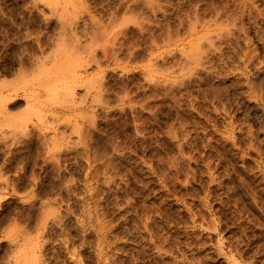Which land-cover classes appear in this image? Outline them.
Listing matches in <instances>:
<instances>
[{"label":"rangeland","instance_id":"rangeland-1","mask_svg":"<svg viewBox=\"0 0 264 264\" xmlns=\"http://www.w3.org/2000/svg\"><path fill=\"white\" fill-rule=\"evenodd\" d=\"M227 14L239 18L236 27ZM218 16L225 22L218 21L219 28ZM226 24H234L231 33ZM89 25L97 27L92 48L99 64L84 66L85 74L98 76L109 105L94 104L92 116L84 102L85 111L80 105L72 109L62 96L65 79L48 78L64 89L53 98H38L44 104L39 100L41 114L30 133L18 136L10 153L0 152V264L10 260L13 241L21 236L30 247L41 240L36 264H264V0H0V99L12 102L29 88L37 93L45 83L24 76L33 60L54 52L51 40L56 42L63 28L84 32ZM220 28L225 34L214 41L219 49L209 48V31L217 34ZM105 36L113 38L107 56L102 54ZM195 40L202 43L196 50L198 57L204 52L200 60L188 52ZM85 41L79 60L88 53L91 42ZM83 89L75 87V101L92 95ZM72 123L79 126L80 139ZM55 129L62 131L63 145L45 152L42 140ZM42 212L48 217L40 231ZM97 244L104 247L106 262L98 260ZM70 249L79 258L72 260Z\"/></svg>","mask_w":264,"mask_h":264},{"label":"bare ground","instance_id":"bare-ground-1","mask_svg":"<svg viewBox=\"0 0 264 264\" xmlns=\"http://www.w3.org/2000/svg\"><path fill=\"white\" fill-rule=\"evenodd\" d=\"M249 2V1H248ZM252 3V2H251ZM229 4V3H228ZM246 5V4H245ZM244 5V6H245ZM254 5V4H253ZM247 7V6H246ZM232 8V7H231ZM245 8V7H244ZM199 9V8H198ZM210 9V8H209ZM212 9V8H211ZM214 9V8H213ZM247 9H248V7H247ZM255 9V8H254ZM218 10V9H217ZM221 10V9H220ZM224 10V9H223ZM237 10V9H236ZM249 10V9H248ZM214 11V10H213ZM234 11V10H233ZM242 11V10H241ZM240 11V12H241ZM256 11V10H255ZM195 12H196V10H195ZM226 12V11H225ZM228 12V11H227ZM226 12V13H227ZM235 12V11H234ZM253 12V11H252ZM224 13V12H223ZM228 13H230V12H228ZM244 13V12H243ZM258 13V12H257ZM216 15L218 14V13H215ZM237 14V13H236ZM240 14H242V12L240 13ZM247 14H249V13H247ZM196 15V14H195ZM211 15V14H210ZM216 15L215 16H213V17H216ZM225 15V13L223 14V16ZM231 15H232V13H231ZM234 15H235V13H234ZM252 15V14H251ZM257 15V14H256ZM186 16V15H185ZM197 16V15H196ZM227 16H229V17H231V20L234 22V24H235V27H236V25L239 23H237L236 22V20H239V18H237V17H235V16H230L229 14H227ZM262 16V15H261ZM76 17V16H75ZM187 17V16H186ZM221 17V16H220ZM220 17L218 16L216 19V21H215V19H214V21L215 22H218V21H221L220 20ZM226 17V16H225ZM257 17V16H256ZM58 18L59 17H57V20H58ZM86 18V17H85ZM189 18V17H188ZM196 18V17H195ZM222 18H224V17H222ZM221 18V19H222ZM226 18H228V17H226ZM226 18H224L225 20H227ZM237 18V19H236ZM252 18H253V16H252ZM50 19V18H49ZM60 19H63L62 17L60 18ZM65 19V18H64ZM63 19V20H64ZM67 19V18H66ZM74 19V18H73ZM76 19V18H75ZM90 19V18H89ZM13 20V19H12ZM62 20V21H63ZM71 20V19H70ZM91 20V19H90ZM90 20H89V22H90ZM184 20V19H183ZM186 20V19H185ZM240 20H241V18H240ZM59 21H61V20H59ZM61 21V22H62ZM92 22H93V20H91ZM195 21V20H194ZM202 21V20H201ZM223 21V20H222ZM221 21V23H225L224 21L222 22ZM228 21V20H227ZM252 21V20H251ZM57 22V21H56ZM64 22V21H63ZM62 22V23H63ZM212 22V24L211 25H213L215 28L218 26V28L219 27H221V23L220 22H218V24L217 23H215V24H217V26H215V24H213L214 22L213 21H211ZM210 22V23H211ZM65 23V22H64ZM73 23V22H72ZM94 23V22H93ZM226 23H229V22H226ZM59 24H61V23H59ZM82 24H83V22H82ZM194 24V23H193ZM221 24V25H220ZM229 24H232V22L230 21V23ZM233 24V25H234ZM65 25H66V23H65ZM69 25V24H68ZM72 25V24H71ZM208 25H210V24H207V26ZM210 25V26H211ZM233 25H228V28H229V26H233ZM89 26H91V25H89ZM89 26H86V27H89ZM97 26V25H96ZM178 26V25H177ZM186 26V25H185ZM193 26V25H192ZM209 26V27H210ZM212 26V27H213ZM223 26V25H222ZM225 27H224V29L225 28H227V24L226 25H224ZM212 27H210V28H212ZM213 27V28H214ZM234 27V26H233ZM239 27V26H238ZM238 27H237V29H238ZM61 28V27H60ZM82 28V27H81ZM85 28V27H84ZM97 29V27H95V26H91L90 28H87V30L85 29V31H84V29L82 28V31H84V32H81V31H78L77 30V27H69V28H67V29H62V31H59V33L57 34V36L58 37H53V39L55 38L56 39V42H54V40H51L52 42L51 43H53L52 45L55 47V50H54V52H53V50H52V54H48V55H46L47 57H42V58H40V59H35V60H33V64L32 65H28L29 67H32V69L31 70H27V72L29 71V73H27V74H24V72H23V74H24V76L25 75H27V77L26 78H28V76L30 75V76H34V77H36V80H33L34 82L35 81H37L38 79L39 80H41L42 82H43V87L42 88H40L41 87V85H40V89H38L37 91H36V89L34 90V91H36L37 93H33V91L31 92V90H30V88L29 89H27V90H29L30 92H28L27 90H24L23 92H22V94H21V96L23 97V99H22V97H15L16 99H14V98H12V99H14V101H10L9 103H8V98L6 97V96H4L5 98L3 99L2 97V99H0V108H2V111H3V113H2V115L0 116V145H1V147H3V149L5 148L6 150H3V149H1L0 150V152H3V151H6L7 152V154L8 153H10L12 150L10 149V147H12V146H10V145H12L11 143H13L14 142V140L16 139V140H18V136H22V134L23 135H25V133L26 134H29L30 132H28L29 131V126L31 125L32 126V124H33V121H34V118H36V117H38V115L39 114H41V113H39V104H41L42 105V103L43 102H41V100H40V102L41 103H39V100H38V98H40V97H49V98H53V96H55L56 94V92L58 91L59 92V90H61L62 88H61V86L59 87V85L61 84V83H59L58 82V84H55V83H57V81L55 82V83H48V78H50V79H52L51 78V76H53V75H56V74H58V76L60 77V79L61 80H64L65 79V81H61L60 79V82H62V85H64V82H65V90H63L62 92H64V94L62 95L61 93L60 94H58V95H60L59 97H61V95L62 96H64V99H63V97H61L63 100H66L67 101V103L69 102L70 104H69V107L71 108L72 107V109L73 108H79V105L81 104V103H86V104H88V106L90 107V109H92V110H90V115L92 116L94 113V110H93V108H91L92 106H94V104H102V105H106V104H108V99H106L105 98V96L104 95H102V93L105 91H101L100 89H99V87H100V83H98V76L96 77L95 75L94 76H92V75H88V74H85L86 73V68H84V66H88V65H91V63H95L97 60V57H96V52L94 51V49L92 48L93 47V45H92V42H93V40H94V37L97 35L96 34V29ZM173 28V27H172ZM192 28V27H191ZM195 28V27H194ZM217 28V29H218ZM227 28V29H228ZM240 28V27H239ZM242 28V27H241ZM240 28V29H241ZM243 28H244V26H243ZM260 28V27H259ZM99 29V28H98ZM105 29V28H104ZM190 29V28H189ZM193 29V28H192ZM221 29V28H220ZM223 29V28H222ZM221 29V30H222ZM223 29V30H224ZM227 29H226V32H227ZM231 29H233L232 27H231ZM58 30V29H57ZM215 29H212V31H209L210 33L208 34V32L206 33V35L208 34V36L206 37L207 39H206V41H208L207 43H206V41H205V45H208V47L209 48H211L212 47V49H213V47H215L216 49H217V46H218V42L220 41V39H221V37L220 36H223V33H224V31L223 32H221V30H220V32L218 33L217 32V34H214L213 32H215L214 31ZM228 30H230V29H228ZM259 30V29H258ZM56 31V30H55ZM99 31V30H98ZM175 31V30H174ZM217 31H219V30H217ZM237 30H235V32H236ZM106 32V31H105ZM141 32H142V30H141ZM181 32V31H180ZM213 34H212V33ZM56 33V32H55ZM100 33V32H99ZM123 33V32H122ZM164 33V32H163ZM167 33V32H166ZM166 33H164V34H166ZM202 32H200L199 34H201ZM216 33V32H215ZM230 33H231V30H230ZM238 33V32H237ZM108 34H109V32H108ZM161 34V33H160ZM205 34V33H204ZM225 34V33H224ZM228 34H229V32H228ZM227 33H226V35H228ZM233 34H234V32H233ZM107 35V34H106ZM202 35V34H201ZM205 35V36H206ZM244 35V34H243ZM243 35H242V37H243ZM166 36V35H165ZM178 36H180V35H178ZM204 36V37H205ZM237 36V35H236ZM83 37L85 38V40L86 41H90L91 43L90 44H88V46H86V47H89L86 51L88 52V53H86V59H81V60H79L77 57H76V54L78 53V52H80L79 51V48L81 47L80 46V44H81V40L83 39ZM103 37V36H102ZM106 37V36H105ZM103 38V42L105 43V45H104V52H102V54H104V56H107L108 54H109V52H108V54H107V50H111L110 49V41L113 39H109V41H108V37H106V38ZM117 37V36H116ZM168 37V36H167ZM190 37V36H189ZM196 37H198L197 35H196ZM195 37V38H196ZM201 37V36H200ZM220 39H219V38ZM228 37V36H227ZM246 37V36H245ZM260 37V36H259ZM82 38V39H81ZM95 38H97V37H95ZM157 38H159V37H157ZM164 37H162V39H163ZM170 38V37H169ZM175 38V37H174ZM216 38V39H215ZM236 38V37H235ZM38 39V38H37ZM50 39H51V37H50ZM98 39V38H97ZM102 39V38H101ZM150 39V38H149ZM155 38H153V40H154ZM165 39V38H164ZM164 39H163V41H164ZM223 39H224V37H223ZM244 39V38H243ZM246 39V38H245ZM262 39H264V38H262ZM117 40V39H116ZM215 40H219V41H217V43H215L214 41ZM222 40V39H221ZM237 40V39H236ZM37 41V40H36ZM85 41V42H86ZM113 41V40H112ZM152 41V40H151ZM169 41V40H168ZM174 41V40H173ZM194 41V40H193ZM199 41H201V38L199 39ZM204 41V40H203ZM224 41H225V39H224ZM84 42V41H83ZM82 42V43H83ZM94 42H96V41H94ZM93 42V43H94ZM117 42H119V41H117ZM127 42V41H126ZM130 42V41H129ZM153 42V41H152ZM154 42H155V40H154ZM190 42V41H189ZM192 42V41H191ZM249 42V41H248ZM38 43V42H37ZM108 43H109V45H108ZM195 43H197L196 42V40H195ZM200 43V42H199ZM222 43V42H221ZM227 43V42H226ZM234 43V42H233ZM243 43H245V42H243ZM40 44V43H39ZM87 44H84L83 45V48H86L85 47V45H87ZM112 44V43H111ZM117 44V43H116ZM124 44V43H123ZM161 44V43H160ZM202 44V43H201ZM201 44H195V47L193 48V49H189V53H190V55L192 56H190L191 58H194V55H192V52H194V53H197V54H195V55H197V58H199L201 55H203L204 54V52H200L199 53V57H198V52H196V50L198 51L199 49H198V45H199V47H200V45ZM229 44V43H228ZM235 44V43H234ZM250 44V43H249ZM261 44V43H260ZM23 45V44H22ZM52 45H50V46H52ZM92 45V46H91ZM101 45H103V44H101ZM114 45V43L112 44V47H114L113 46ZM126 45V44H125ZM216 45V46H215ZM41 45H39V47H40ZM44 46V45H43ZM128 46V45H127ZM157 46V45H156ZM228 46V45H227ZM240 46V45H239ZM246 46V45H245ZM248 46V45H247ZM54 47H52L53 49H54ZM124 47V46H123ZM169 47H171V46H169ZM189 47V46H188ZM188 47L187 48H185V49H188ZM234 47V46H233ZM262 47H264V46H262ZM42 47H40V49H41ZM82 48V47H81ZM103 48V47H102ZM119 48V47H118ZM122 48V47H121ZM133 48V47H132ZM182 48H183V46H182ZM190 48V47H189ZM50 49V48H49ZM205 49H207L208 50V48L206 47ZM204 49V50H205ZM218 49H219V47H218ZM217 49V50H218ZM44 50V49H43ZM42 50V51H43ZM84 50V49H83ZM113 50V49H112ZM115 50V49H114ZM126 50V49H125ZM130 50V49H129ZM192 50V51H191ZM194 50V51H193ZM235 50V49H234ZM101 51H103V50H101ZM128 51V50H127ZM187 51V50H186ZM209 51V50H208ZM214 51H215V49H214ZM214 51H213V53H214ZM105 52H106V55H105ZM120 52V51H119ZM173 52V51H172ZM210 52V51H209ZM209 52H207V54L209 53ZM247 52V51H246ZM22 53V52H21ZM38 53V52H37ZM40 53H42L41 52V50H40ZM51 53V52H50ZM82 53V52H81ZM193 53V54H194ZM206 53V52H205ZM240 53V52H239ZM254 53V52H253ZM27 54V53H26ZM25 54V55H26ZM134 54V53H133ZM201 54V55H200ZM224 54V53H223ZM242 54H243V52H242ZM247 54V53H246ZM246 54L244 53V56H246ZM248 54H250V52L248 53ZM17 55V54H16ZM16 55H15V58H16ZM31 55V54H30ZM41 55H43V54H41ZM116 55V54H115ZM182 55V54H181ZM213 55V54H212ZM219 55V54H218ZM222 55V54H221ZM228 55V54H227ZM233 55V54H232ZM22 56V55H21ZM37 56V55H36ZM110 56V55H109ZM108 56V57H109ZM130 56V55H129ZM256 56V55H255ZM84 57V56H83ZM173 57V56H172ZM186 57V56H185ZM235 57V56H234ZM239 57V56H238ZM247 57V56H246ZM254 57V56H253ZM252 57V58H253ZM258 57V56H257ZM22 58V57H21ZM21 58H19V59H21ZM35 58H37V57H35ZM114 58V57H113ZM164 57H162V59H163ZM183 58V57H182ZM204 58V57H203ZM206 58V57H205ZM216 58V57H215ZM243 58V57H242ZM251 58V59H252ZM2 59V58H1ZM17 59V58H16ZM28 59V58H27ZM33 59H34V57H33ZM161 59V60H162ZM185 59V58H184ZM196 59V58H195ZM217 59V58H216ZM238 59V58H237ZM15 60V59H14ZM190 60V59H189ZM199 60H200V58H199ZM203 60V59H202ZM211 60V59H210ZM239 60H241V58L239 59ZM246 60V59H245ZM249 60V59H248ZM21 61V64L20 65H22L23 66V62H22V60H20ZM19 61V62H20ZM192 61V60H191ZM219 61V60H218ZM257 61V60H256ZM29 62V61H28ZM188 62V61H187ZM211 62V61H210ZM209 62V63H210ZM248 62V61H247ZM14 63V62H13ZM214 63V62H213ZM235 63V62H234ZM30 64V63H29ZM96 64H99V63H95V65ZM201 64V63H200ZM206 64V63H205ZM204 64V65H205ZM208 64V63H207ZM207 64H206V66H207ZM219 64V63H218ZM250 64H252V63H250ZM211 65V64H210ZM254 65V64H253ZM19 66V65H18ZM22 66H20V67H22ZM201 66H203V65H201ZM214 66V65H213ZM28 67V68H29ZM98 67V66H97ZM18 68V67H17ZM24 68V67H23ZM82 68V69H81ZM242 68V67H241ZM20 69V68H19ZM205 69V68H204ZM208 69V68H207ZM243 69V68H242ZM22 70L24 71V69H20V71H21V73H22ZM20 71H18V73L20 72ZM210 71V70H209ZM25 73H26V71H25ZM206 73V72H205ZM214 73H216V72H214ZM223 73V72H222ZM226 73V72H225ZM229 73V72H228ZM210 74V73H209ZM19 75V74H18ZM221 75V74H220ZM248 75V74H247ZM24 76H21V78L22 79H25V77ZM29 76V77H30ZM58 76H55V80H57V78L56 77H58ZM58 77V78H59ZM220 77V76H219ZM20 78V79H21ZM32 78V77H31ZM2 80V79H1ZM37 81V82H40V81ZM54 80V79H53ZM58 80V81H59ZM4 81V80H3ZM23 81V80H22ZM210 81V80H209ZM25 82V81H24ZM49 82H51L50 80H49ZM18 83V82H17ZM36 83V82H35ZM212 83V82H211ZM240 83V82H239ZM250 83V82H249ZM25 84V83H24ZM31 84V83H30ZM198 84V83H197ZM196 84V85H197ZM251 84V83H250ZM2 85H3V83H2ZM33 85V84H32ZM36 85V84H35ZM34 85V86H35ZM260 85V84H259ZM25 86V85H24ZM78 87V88H84L83 90H85L86 91V93L88 94L91 90H92V92H90L91 94V96H88V97H84V95H83V97L81 96V98H79V99H77V100H79L78 102L77 101H75L76 100V97H75V100H74V93H75V87ZM251 86H252V84H251ZM0 87H1V84H0ZM31 87V86H30ZM36 87H37V85H36ZM104 87V86H103ZM107 87V86H106ZM205 87V86H204ZM208 87V86H207ZM206 87V88H207ZM22 88V87H21ZM14 89V88H13ZM16 89V88H15ZM64 89V88H63ZM93 89H95V90H93ZM97 89V90H96ZM253 89V88H252ZM0 90H1V88H0ZM20 90V89H19ZM106 90H107V88H106ZM207 90H208V88H207ZM238 90V89H237ZM102 93H101V92ZM7 92V91H6ZM200 92V91H199ZM238 92H240V91H238ZM5 93V92H4ZM10 93V92H9ZM14 94H15V92H13ZM206 93V92H205ZM77 94V93H76ZM8 95V94H7ZM16 95V94H15ZM202 95V94H201ZM248 95H249V93H248ZM13 96V95H12ZM18 96V95H17ZM10 97V96H9ZM57 97V96H56ZM11 98V97H10ZM55 98V97H54ZM85 98H88V100L87 99H85ZM193 98H194V96H193ZM204 98V97H203ZM10 100V99H9ZM57 100V99H56ZM61 100V99H60ZM85 100H87V101H85ZM210 100V99H209ZM214 100V99H213ZM42 101H43V98H42ZM50 101V100H49ZM52 101H54V100H51V102ZM62 101V100H61ZM72 101V102H71ZM211 101V100H210ZM209 101V102H210ZM44 102H45V100H44ZM39 103V104H38ZM65 103V102H64ZM83 103V104H84ZM10 104H12L14 107L13 108H15V110L13 109H10L9 108V105ZM44 104V103H43ZM63 104V103H62ZM191 104V103H190ZM109 105V104H108ZM82 105H80V108H82L81 107ZM87 105H86V108L88 107ZM96 106V105H95ZM107 106V105H106ZM194 106V105H193ZM209 106V105H208ZM216 106V105H215ZM219 106V105H218ZM195 107V106H194ZM41 108V107H40ZM79 108V109H80ZM95 108V107H94ZM83 110L85 109V105H84V108H82ZM88 109V108H87ZM10 110H12V112L13 111H16V110H19L17 113H9V112H11ZM76 110V109H75ZM74 110V111H75ZM86 110V109H85ZM84 110V111H85ZM198 110V109H197ZM217 110H220V109H217ZM0 111H1V109H0ZM88 111V110H87ZM79 112V111H78ZM89 112V111H88ZM85 113V112H84ZM219 113V112H218ZM0 114H1V112H0ZM79 115V114H78ZM84 116H86V115H84ZM88 116H89V113H87V121L91 118L90 116V118L88 119ZM67 118V117H66ZM234 118V117H233ZM68 119H69V117H68ZM68 119H66V120H68ZM77 119V118H76ZM82 119V118H81ZM83 119H84V117H83ZM85 119H86V117H85ZM92 119V118H91ZM70 120V119H69ZM74 121V122H73ZM72 122L75 124V123H77V122H75L76 120L74 119ZM86 121V120H85ZM90 121V120H89ZM92 121V120H91ZM73 123L71 124V126L73 125ZM226 123V122H225ZM67 124V123H66ZM78 124V123H77ZM70 125V124H69ZM231 125V124H230ZM137 126V125H136ZM73 127L74 128H77L78 127V129H76L77 131L75 132V134L77 133V136H78V138L80 139L81 137H80V128H79V126L77 125H73ZM233 127V126H232ZM222 128H224V127H222ZM56 130V129H55ZM53 131L52 133H51V135L49 136V137H46V138H43V140H42V142H43V145L41 144L40 146L42 147V146H44V150H45V152H52L53 150H55L56 148H58V147H60L61 145H63L62 143L64 142L63 141V138H64V136H62V131L60 130V132H58L59 131V129H57L56 131ZM73 130V128L71 129V131ZM189 130V129H188ZM194 130H195V128H194ZM216 131V130H215ZM226 131V130H225ZM214 132V131H213ZM64 133V132H63ZM219 133V132H218ZM225 133V132H224ZM227 133V132H226ZM231 133V132H230ZM229 133V134H230ZM82 134V133H81ZM207 134V133H206ZM209 134V133H208ZM223 134V133H222ZM232 134V133H231ZM230 134V135H231ZM57 135H59V136H57ZM61 135V136H60ZM187 135V134H186ZM25 136H27V135H25ZM24 136V138H26ZM201 136V135H200ZM17 137V138H16ZM19 137V138H20ZM68 137V136H67ZM208 137V136H207ZM223 137V136H222ZM231 137H232V135H231ZM203 138V137H202ZM210 138V137H209ZM218 138V137H217ZM65 139H67V138H65ZM83 139H85V138H83ZM82 139V140H83ZM223 139V138H222ZM182 141V140H181ZM226 141H227V139H226ZM232 141V140H231ZM238 141V140H237ZM241 141V140H240ZM216 142V141H215ZM238 144V143H237ZM178 146V145H177ZM212 146V145H211ZM221 146H223V145H221ZM43 148V147H42ZM18 149V148H17ZM20 149V148H19ZM14 151V150H13ZM223 151V150H222ZM5 152V153H6ZM21 152V151H20ZM181 152H182V150H181ZM218 152V151H217ZM5 153H3L4 155H5ZM16 153V152H15ZM186 153V152H185ZM7 154H6V156L5 157H8L7 156ZM216 154V153H215ZM241 154V153H240ZM4 155H2V157H4ZM10 155V154H9ZM186 155V154H185ZM197 155V154H196ZM13 156L11 155V158H12ZM10 158V159H11ZM191 158V157H190ZM199 158H200V156H199ZM7 159V160H6ZM14 159V158H13ZM179 159V158H178ZM182 159V158H181ZM196 159V158H195ZM5 160H6V162L7 161H9L8 160V158H5ZM5 160H4V162H5ZM180 160V159H179ZM217 160V159H216ZM3 161V160H2ZM12 161V160H11ZM4 162H3V164H4ZM172 162H174V161H172ZM195 162V161H194ZM243 162V161H242ZM2 163V162H1ZM8 163V162H7ZM7 163H5L4 165H6ZM202 163V162H201ZM204 163V162H203ZM209 163H210V161H209ZM241 163V162H240ZM174 164V163H173ZM11 165V164H10ZM1 167V166H0ZM208 169V168H207ZM205 172V171H204ZM3 173V172H2ZM22 173V172H21ZM206 173V172H205ZM233 173V172H232ZM179 175V174H178ZM206 175V174H205ZM208 175H209V173H208ZM212 175V178H213V174H211ZM215 175V174H214ZM239 175V174H238ZM173 176V175H172ZM183 176V175H182ZM186 176V175H185ZM16 177V176H15ZM207 177V176H206ZM210 177V176H209ZM253 177V176H252ZM10 178V177H9ZM174 178V177H173ZM172 178V179H173ZM237 178V177H236ZM241 178V177H240ZM243 178H244V176H243ZM4 179V178H3ZM194 179V178H193ZM10 180V179H9ZM175 181V180H174ZM193 181V180H192ZM212 181H213V179H212ZM1 182V181H0ZM7 182V181H6ZM107 183V182H106ZM214 183V182H213ZM232 183V182H231ZM129 184V183H128ZM245 184H247V183H245ZM6 185H7V183H6ZM10 186V185H9ZM192 187V186H191ZM227 187V186H226ZM262 187H264V186H262ZM215 189V188H214ZM200 190V189H199ZM233 190V189H232ZM242 190V189H241ZM209 191V190H208ZM214 191V190H213ZM220 191V190H219ZM176 192H178V191H176ZM184 192V191H183ZM232 192V191H231ZM254 192V191H253ZM199 193V192H198ZM213 193V192H212ZM197 194V193H196ZM207 194V193H206ZM205 194V195H206ZM45 195V194H44ZM209 195V194H208ZM244 195V194H243ZM47 196V195H46ZM186 196V195H185ZM202 196V195H201ZM217 196V195H216ZM228 196V195H227ZM179 197V196H178ZM206 198V197H205ZM207 198H208V196H207ZM190 199V198H189ZM199 199V198H198ZM204 199V197L202 196V200ZM246 199V198H245ZM244 199V200H245ZM199 200H201V198L199 199ZM208 200V199H207ZM1 202H2V200H1ZM203 202V201H202ZM201 202V205L204 203H202ZM209 202V201H208ZM216 202V201H215ZM227 202V201H226ZM246 202H247V200H246ZM253 202V201H252ZM46 203V202H45ZM189 203V202H188ZM200 203V202H199ZM236 203V202H235ZM241 203V202H240ZM256 203V202H255ZM42 204H44V202L42 203ZM48 204V203H47ZM185 204V203H184ZM205 204V203H204ZM203 204V205H204ZM202 205V206H203ZM206 205V204H205ZM43 206H45V205H43ZM49 206V205H48ZM48 206H47V208H48ZM255 206V205H254ZM41 207V206H40ZM190 207V206H189ZM204 207V206H203ZM210 207V206H209ZM228 207V206H227ZM249 207V206H248ZM200 208V207H199ZM198 208V209H199ZM242 208V207H241ZM39 209V208H38ZM42 209V208H41ZM191 209V208H190ZM212 209V208H211ZM194 210V209H193ZM215 210H216V208H215ZM215 210H212V212L213 211H215ZM39 211V210H38ZM55 211V210H54ZM148 211V210H147ZM185 211V210H184ZM195 211V210H194ZM211 211V210H210ZM225 211V210H224ZM43 212H45L44 210H43ZM43 212H42V215H40V219H38L39 221H37L38 223L36 224L37 225V228H39V230L41 231V229H44V227H45V223H46V218L48 217H44L43 216ZM52 212H53V210H52ZM193 212V211H192ZM69 213V212H68ZM231 213V212H230ZM37 214H38V212H37ZM50 214H52V213H50ZM188 214V213H187ZM193 214H194V212H193ZM192 214V215H193ZM210 214H211V212H210ZM35 215V214H34ZM45 215V214H44ZM49 215V214H48ZM57 215V214H56ZM73 215V214H72ZM92 215V214H91ZM191 215V216H192ZM194 215H196V213L194 214ZM198 215V214H197ZM232 215V214H231ZM236 215V214H235ZM234 215V216H235ZM44 218H43V217ZM90 216V215H89ZM102 216V215H101ZM190 216V215H189ZM238 216V215H237ZM51 217V216H50ZM53 217V216H52ZM51 217V218H52ZM95 217V216H94ZM177 217H178V215H177ZM188 217V216H187ZM198 217V216H197ZM208 217V216H207ZM56 218V217H55ZM58 218V217H57ZM91 218V217H90ZM120 218V217H119ZM192 218V217H191ZM209 218H210V216H209ZM212 218V217H211ZM211 218H210V221H212L211 220ZM80 219V218H79ZM97 219V218H96ZM107 219V218H106ZM198 219V218H197ZM201 219V218H200ZM220 219V218H219ZM58 220V219H57ZM118 220V219H117ZM151 220V219H150ZM149 220V221H150ZM214 220V219H213ZM226 220V219H225ZM237 220V219H236ZM29 221V220H28ZM99 221V220H98ZM101 221V220H100ZM109 221H111V220H109ZM204 221V220H203ZM209 221V220H208ZM209 221V222H210ZM240 221V220H239ZM27 222V221H26ZM202 222V221H201ZM200 222V223H201ZM215 222V221H214ZM241 222V221H240ZM245 222V221H244ZM152 223V222H151ZM199 223V222H198ZM199 223V224H200ZM208 223V222H207ZM232 223V222H231ZM47 224V223H46ZM68 224V223H67ZM140 224V223H139ZM189 224V223H188ZM192 224V223H191ZM212 224H214V223H212ZM234 224V223H233ZM242 224V223H241ZM26 225V224H25ZM110 225V224H109ZM204 225V224H203ZM207 225V224H206ZM209 225H210V223H209ZM208 225V226H209ZM222 225V224H221ZM230 225V224H229ZM34 226V225H33ZM32 226V227H33ZM61 226V225H60ZM59 226V227H60ZM99 226V225H98ZM97 226V227H98ZM112 226V225H111ZM134 226H136V225H134ZM141 226V225H140ZM201 227H204V226H202V225H200ZM214 226V225H213ZM231 226V225H230ZM246 226V225H245ZM29 227V226H28ZM57 227V226H56ZM72 227V226H71ZM109 227V226H108ZM144 227H145V225H144ZM18 228V227H17ZM36 228V229H37ZM53 228V227H52ZM86 228V227H85ZM111 228V227H110ZM146 228V227H145ZM169 228V227H168ZM186 228V227H185ZM204 228H207L206 226L204 227ZM215 228V227H214ZM222 228V227H221ZM16 229V228H15ZM27 229V228H26ZM63 229H65V228H63ZM98 229V234H100V235H103V229H104V226L103 225H100V228H97ZM108 229V228H107ZM184 229V228H183ZM210 230V229H212V228H207V230ZM10 230V229H9ZM59 230H61L60 228H59ZM88 230V229H87ZM187 230V229H186ZM12 231H14L13 229H12ZM12 231H11V233H12ZM30 231V230H29ZM64 231V230H63ZM80 231V230H79ZM107 231V230H106ZM184 231V230H183ZM231 231V230H230ZM7 232V231H6ZM18 232V231H17ZM25 232V231H24ZM45 232V231H44ZM26 233V232H25ZM93 233V232H92ZM138 233V232H137ZM143 233V232H142ZM197 233V232H196ZM14 234V233H13ZM19 234V233H18ZM21 234H22V232H21ZM28 234V233H27ZM36 234V233H35ZM41 234V233H40ZM67 234V233H66ZM96 234V233H95ZM159 234V233H158ZM168 234V233H167ZM241 234V233H240ZM8 235H10V233L8 234ZM8 235H6L5 234V237H7ZM39 235V234H38ZM59 235V234H58ZM57 235V236H58ZM108 235V234H107ZM170 235V234H169ZM221 235V234H220ZM244 235V234H243ZM11 236H13V235H11ZM16 236V235H15ZM26 236V235H25ZM40 236V235H39ZM66 236V235H65ZM242 236V235H241ZM9 237V236H8ZM18 237V235L16 236V237H14L13 236V238H17ZM22 237V236H21ZM20 237V239L22 240V239H25V238H21ZM60 237V236H59ZM69 237H71V236H69ZM96 237V236H95ZM101 237V236H100ZM145 237V236H144ZM176 237V236H175ZM180 237V236H179ZM12 238V239H13ZM43 238V237H42ZM55 238V237H54ZM73 238V237H72ZM142 238V237H141ZM168 238V237H167ZM178 238V237H177ZM246 238V237H245ZM11 238H10V244H12L13 242H17V244H15V243H13V244H15L14 246H15V248L14 249H12V250H14V251H12V256H10V260L8 261H6V263L7 262H9V264H31L32 263V261H33V263L34 264H36V261H39L40 262V260L38 259L37 260V255H36V248H38V247H36V244H39V242L41 241H39L38 243L36 242V241H33V242H31L32 243V246L30 247L29 246V243H27L26 241H27V238H26V243H24V240H14L13 242L11 241L12 240ZM61 239V238H60ZM59 239V240H60ZM80 239V238H79ZM99 239V238H98ZM163 239V238H162ZM179 239V238H178ZM190 239V238H189ZM212 239V238H211ZM217 239V238H216ZM215 239V240H216ZM37 240V239H36ZM45 240L46 239H44V242H45ZM116 240V239H115ZM150 240V239H149ZM183 240V239H182ZM209 240H210V238H209ZM240 240V239H239ZM63 241V240H62ZM74 241V240H73ZM76 241H77V239H76ZM88 241V240H87ZM91 241V240H90ZM101 241V240H100ZM197 241V240H196ZM217 242H218V240H216ZM229 241V240H228ZM246 241V240H245ZM18 242H20L19 244H18ZM49 242V241H48ZM55 242V241H54ZM71 242V241H70ZM102 242V241H101ZM177 242V241H176ZM215 242V241H214ZM43 243V242H42ZM53 243V242H52ZM60 243V242H59ZM58 243V244H59ZM66 243V242H65ZM81 243V242H80ZM87 243H89V242H87ZM149 243V242H148ZM9 244V245H10ZM49 244V243H48ZM99 244H101L100 242H99ZM106 244V243H105ZM109 244V243H108ZM203 244V243H202ZM216 244V243H215ZM219 244H220V241H219ZM227 244V243H226ZM243 244H244V242H243ZM28 245V246H27ZM57 245V244H56ZM62 245V244H61ZM87 245V244H86ZM89 245V244H88ZM104 245V244H103ZM176 245V244H175ZM192 245V244H191ZM13 246V245H12ZM44 246V245H43ZM64 246V245H63ZM68 246V245H67ZM84 246V245H83ZM99 245L97 244V248H96V251H97V254H98V256L100 257L98 260H101V258L103 259V257H104V255H107V253L105 252V250L104 249H101V247L102 248H104L103 246H99ZM206 246V245H205ZM230 246H232V245H230ZM70 247V246H69ZM89 247V246H88ZM160 247V246H159ZM203 247V246H202ZM9 248V247H8ZM41 248V247H40ZM47 248V247H46ZM73 248V247H72ZM82 248V247H81ZM237 248H238V246H237ZM48 249V248H47ZM53 249V248H52ZM55 249V248H54ZM203 249H204V247H203ZM218 249V248H217ZM66 250H68V249H66ZM105 252H103V251ZM163 250V249H162ZM175 250V249H174ZM181 250V249H180ZM38 251V250H37ZM69 251V250H68ZM74 250L72 249V252H73ZM91 251H92V249H91ZM110 251V250H109ZM112 251V250H111ZM176 251V250H175ZM217 251V250H216ZM219 251V250H218ZM236 251V250H235ZM238 251V250H237ZM242 251V250H241ZM44 252V251H43ZM64 252V251H63ZM71 252V249H70V252H69V254H67V255H70L71 256V259H72V257H76V259L77 258H79V257H77L76 255H77V253H76V255L75 254H73ZM85 252H87V251H85ZM89 252V251H88ZM181 252V251H180ZM190 252V251H189ZM178 253V252H177ZM221 253V252H220ZM1 254V253H0ZM44 254H45V252H44ZM52 254V253H51ZM97 254H96V256H97ZM113 254V253H112ZM184 254V253H183ZM188 254V253H187ZM217 254V253H216ZM226 254V253H225ZM229 254V253H228ZM3 256H4V252H3V254H2ZM7 255H9V254H7ZM62 255V254H61ZM86 255V254H85ZM90 255V254H89ZM174 255V254H173ZM198 255V254H197ZM218 255V254H217ZM222 255V254H221ZM224 255V254H223ZM227 255V254H226ZM225 255V256H226ZM41 256V255H40ZM55 256V255H54ZM97 256V257H98ZM112 256V255H111ZM231 256V255H230ZM12 257V258H11ZM50 257V256H49ZM61 257V256H60ZM74 257V258H75ZM83 257V256H82ZM113 257H115V256H113ZM184 257V256H183ZM201 257V256H200ZM222 257V256H221ZM227 257V256H226ZM6 258V257H5ZM8 258H6V259H8ZM91 258V257H90ZM89 258V259H90ZM107 258H108V256H107ZM107 258L105 259V257H104V260H105V262L107 261ZM116 258H117V256H116ZM190 258V257H189ZM214 258V257H213ZM224 258V257H223ZM70 259V258H69ZM110 259H111V257H110ZM178 259V258H177ZM194 259V258H193ZM198 259V258H197ZM231 259V258H230ZM245 259V258H244ZM0 260H3V259H1L0 258ZM72 260H74V259H72ZM191 260V259H190ZM76 261V260H75ZM77 261H80L79 259L77 260ZM77 261H76V263H77ZM96 261V260H95ZM157 261V260H156ZM180 261V260H179ZM226 261V260H225ZM238 261V260H237ZM0 262H2V261H0ZM113 262V261H112ZM177 262V261H176ZM184 262V261H183ZM235 262V261H234ZM5 263V262H4ZM3 263V264H4ZM5 263V264H6ZM62 263V262H61ZM104 262H101V264H103ZM108 262H106L105 264H107ZM116 263V262H115ZM155 263V262H154ZM172 263V262H171ZM195 263H196V261H195ZM227 263V262H226ZM229 263V262H228ZM232 263V262H231ZM8 264V263H7ZM38 264V263H37ZM40 264V263H39ZM42 264V263H41ZM43 264H46V263H44L43 262ZM51 264V263H50ZM55 264V263H54ZM78 264H80V263H78ZM173 264H174V262H173Z\"/></svg>","mask_w":264,"mask_h":264}]
</instances>
